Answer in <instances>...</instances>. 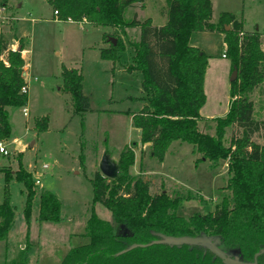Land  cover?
I'll return each instance as SVG.
<instances>
[{
	"label": "trees",
	"instance_id": "1",
	"mask_svg": "<svg viewBox=\"0 0 264 264\" xmlns=\"http://www.w3.org/2000/svg\"><path fill=\"white\" fill-rule=\"evenodd\" d=\"M145 1L51 0V3L59 21L86 20L95 26L141 29V40L128 42L134 56L126 68L129 73L143 75L146 105L133 114L134 126L141 132V144H150L152 156L160 163L175 142L192 145L193 153L201 155L199 163L209 161L218 167L222 161L226 162L230 177L227 189L232 195L225 197L214 212L186 219L179 214L180 197L172 198L166 191L152 195L148 181L131 176L135 153L127 148L121 154L116 179H108L101 172L92 179L94 203L111 211L117 227L93 212L87 222V242L72 247L60 264H224L200 246L154 245L116 256L133 244L157 240L153 233L213 237L228 256L252 263L255 255L264 251V146L253 141L264 129V121L254 119V104L249 100V95L264 82L261 35L246 34L243 24L229 13H223L218 24L212 23L211 0H169V18L164 26L153 25L151 19L126 22L125 10ZM206 31L225 34L226 57L233 71L238 70V79L231 83L230 111L226 117L213 120L215 136L199 127L201 110L206 104L204 81L209 57L190 43L193 34ZM20 47V52L9 51L6 66L1 56L8 47L0 41V142L9 140L12 133L7 108H23L28 103V94H22V89L28 86L23 74L26 64L22 41ZM125 47V41L119 39L117 45L102 49L101 56L116 63ZM63 74L64 90L71 95L75 112H87L90 102L84 95L83 76L67 68ZM49 126L48 118H43L36 128L42 132L48 131ZM233 127L243 132L225 145V135ZM21 159L19 156V169L15 173L5 172L4 179L6 184L17 181L24 185L23 215L30 228L37 191L34 176ZM8 194L0 205V242L8 238L15 224L16 210ZM61 210L60 200L50 192H43L37 220L58 223ZM257 262L264 264V254ZM14 264H29L28 255Z\"/></svg>",
	"mask_w": 264,
	"mask_h": 264
},
{
	"label": "rangeland",
	"instance_id": "2",
	"mask_svg": "<svg viewBox=\"0 0 264 264\" xmlns=\"http://www.w3.org/2000/svg\"><path fill=\"white\" fill-rule=\"evenodd\" d=\"M214 2V23L218 24L221 12L228 11L243 22L246 34L258 33L264 40V0ZM169 8V0H146L128 7L124 20L151 19L154 25L162 26L168 21ZM55 17L51 0H0V41L3 39L12 51L15 48L11 45L15 44L18 50L22 40L29 71L28 103L23 108H7L12 133L9 140L2 142L10 154H0V205L9 193L10 204L16 210L14 227L8 238L0 242V264H14L26 254L29 264H60L72 247L87 242L86 227L93 212L117 227L111 211L94 203L92 179L100 172L105 155L119 166L121 154L127 148L134 151L135 162L138 157V163L130 170L131 176L148 181L152 195L166 191L172 198L180 197L179 214L186 219L214 212L225 197L232 195L227 189L230 177L226 162L222 161L218 167L209 161L199 163L201 155L194 154L190 144L173 143L163 163L152 156L151 148L140 151V130L134 126L133 114L146 105L143 75L129 73L126 68L134 56L128 42L140 41L141 29L123 30L84 21L70 23L59 21V15ZM219 35L220 32H197L192 42L211 56L220 48ZM111 38L125 41L126 49L116 63L101 56V50L112 45ZM3 57L8 59V53ZM212 62L219 67L228 65L231 74L227 78L230 85L227 92L231 96L234 72L231 61L213 58ZM64 68L75 69L83 76L84 95L90 102L87 112H75L72 97L64 90ZM219 96L220 115L227 99L221 92ZM24 109L28 116L24 115ZM208 109L209 106L203 110L199 127L215 136L216 124L206 119ZM253 116L257 120L260 114ZM43 118H48L50 126L48 131L40 132L36 125ZM242 132L237 127L228 129L225 145ZM253 141L264 143V129ZM19 156L33 180L40 182V185L35 182L37 197L31 229L23 215L24 185L17 181L6 184L4 179L5 172L15 173L19 169ZM43 192H50L60 200V222H38Z\"/></svg>",
	"mask_w": 264,
	"mask_h": 264
},
{
	"label": "crops",
	"instance_id": "3",
	"mask_svg": "<svg viewBox=\"0 0 264 264\" xmlns=\"http://www.w3.org/2000/svg\"><path fill=\"white\" fill-rule=\"evenodd\" d=\"M211 1H212V6H213V16H214V12L216 11L215 10L216 5H215L214 0H211ZM223 13H229V14L234 15L233 13H230L228 11L221 12V15ZM220 17H219V19H220ZM236 19L239 22H241L237 17H236ZM152 23H153V21H152ZM212 23H214L213 17H212ZM241 23L243 24V22H241ZM214 24H216V23H214ZM153 25H154V23H153ZM162 26H164V25H162ZM158 27H160V25H158ZM228 28L230 29V27H228ZM243 28H244V25H243ZM128 29L131 30L134 28H128ZM135 29H138V28H135ZM1 33H2V29L0 28V36H1ZM224 39H225V34L220 33V35H219V41L221 42L220 48H218L217 52H213L211 56H208L209 62H208V67H207V71H206V75H205L206 79L204 81V90H205V94H206V104L203 106V108L201 110V115H202L203 110L205 108H207V106H209V109H208L209 114L207 116L208 118H206V119L211 120V121H213L217 117L228 115V113L230 111L231 96H229L228 92H227V90H229V88H230V85H228V83H227V78L231 74V71H230V69H228V65H226V64H224L222 67H219L217 63H214L216 61L211 63V60H213V58H216L219 61L228 60L227 57L226 58L223 57V55L226 52V48H227V46H226L227 44H225ZM1 41H3V43H5V41L3 39ZM261 42H262V45H263L262 47H263V51H264V40H263L262 35H261ZM16 43H18V42H16ZM190 43H192L191 46H193V47L199 48L200 50L203 49V48H200V46H198V44L193 43L192 39H191ZM5 45L7 46V44H5ZM11 47L16 49L15 44L11 45ZM9 51H11V48L10 49L8 48V50L5 53H8V55H9ZM12 51H15V50H12ZM24 51H25V49H24ZM24 51L22 52V56H23L25 64H26V60L24 57ZM133 55H134V52H133ZM3 56H4V54H3ZM3 56H1V60L4 62V64L8 63V66H9L8 59H5ZM24 71L25 72L23 74H24L25 80L27 82V75L29 74L27 64L24 67ZM27 85H28V94H29V83L28 82H27ZM219 92L222 93V96L224 97V99H227V106H225L223 114H220V115L217 114L218 113V106L217 105H219V97H220ZM249 97H250L249 100L252 101L254 104V114H257V113L260 114V116L257 118V121L263 122L264 121V82L261 83V85L252 94H250ZM259 145L264 146V143H259ZM140 148H141L140 151H142L143 148L144 149L150 148V145L147 144V145L143 146L140 143ZM143 154H144V156L146 155L145 152ZM136 162L138 163L137 155H136Z\"/></svg>",
	"mask_w": 264,
	"mask_h": 264
},
{
	"label": "water",
	"instance_id": "4",
	"mask_svg": "<svg viewBox=\"0 0 264 264\" xmlns=\"http://www.w3.org/2000/svg\"><path fill=\"white\" fill-rule=\"evenodd\" d=\"M229 28H227L228 30ZM110 42L113 45H117V40L114 38L110 39ZM18 52L21 51V47L18 48ZM238 79V70H234L231 81L234 82ZM141 136V132H140ZM142 145V144H141ZM150 145V144H149ZM100 172L108 179H116L119 176V166L118 163L110 158L109 155H105L103 157L102 162L100 163ZM155 237L158 239L149 243V244H133L128 249L118 252L116 256H122L132 250L138 248H148L154 245H168L170 247H183V246H200L208 249L211 253L222 260L224 264H258L257 259L259 256L264 254V251L257 253L254 258V262L247 263L241 261L239 258H231L228 256L219 246L220 242L218 239L209 236H200V237H190V236H182V237H172L166 236L160 233H153Z\"/></svg>",
	"mask_w": 264,
	"mask_h": 264
},
{
	"label": "built area",
	"instance_id": "5",
	"mask_svg": "<svg viewBox=\"0 0 264 264\" xmlns=\"http://www.w3.org/2000/svg\"><path fill=\"white\" fill-rule=\"evenodd\" d=\"M55 15L56 17H58V12L55 11ZM70 23H73L72 20L70 19L69 20ZM87 21L84 20V23H86ZM16 51V49H14ZM224 58H226V53L223 55ZM7 66H8V63H5ZM22 94H28V86H25L23 89H22ZM24 115L25 116H28V111L27 109H24ZM0 154H3V155H9L10 153L7 151V148L5 146V144L3 142H0ZM36 182V185H40V182L39 181H35Z\"/></svg>",
	"mask_w": 264,
	"mask_h": 264
}]
</instances>
